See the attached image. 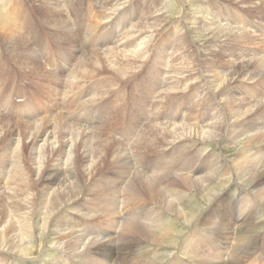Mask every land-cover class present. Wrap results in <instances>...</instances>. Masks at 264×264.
<instances>
[{
	"label": "rangeland",
	"instance_id": "obj_1",
	"mask_svg": "<svg viewBox=\"0 0 264 264\" xmlns=\"http://www.w3.org/2000/svg\"><path fill=\"white\" fill-rule=\"evenodd\" d=\"M10 1L0 0V24L3 23V28L10 24L9 28H5L6 33L4 31L0 33V129L6 127L8 124L12 125V127L7 128L8 130L5 131L4 134L1 131L3 128L0 130V231L10 228L11 225L15 226L18 222H20L21 225L27 222L26 220L20 219L22 215L25 214L24 211L21 210L25 207L23 202L28 201V198H33L35 202V206L32 210L27 211L30 212L28 217H32V214L36 216L33 222L39 225L38 229L41 230L40 225L44 222L47 214L44 203H47L46 199L50 197L49 194L53 192L54 189L58 188V186H56V188L55 186L52 187V185H49V182H47L50 169H53L54 165H57V156H49V158H46V161H44L46 164H41V169H39L40 165L37 163V152L38 150L40 151L42 142L27 139L23 135L26 130L28 131V126H33L40 122L44 123L51 121L53 124H56V120L61 116L65 119L68 118V120L66 119L68 123L74 126H81L94 134L100 135L103 139L112 142L115 149L126 150L129 156L128 158H131L130 163L137 166L138 170L141 171L142 169L143 171L144 167L151 164L152 167L148 166V173H145L149 175H158V178H164L161 188L166 195L167 193L170 194L174 189L172 186L170 187L171 179H182L180 177L183 175L190 178L199 176L214 177V170L217 173L218 171L216 170L220 168L221 170H219H223L224 173V167L225 169L228 168L229 172H227L228 174L225 172V176L223 177L225 178L223 189L212 202L208 203L203 201L198 196L193 197L194 200L190 198L186 207L188 212L187 217L179 218L174 213H165V210H163L161 206L157 207L156 204L149 200H147L148 203L134 200L131 201L130 204H127V206L124 203L126 193L124 195L118 192L120 181H116V176L119 175L118 173H120V171H115L116 169L113 170V172L109 171V169L100 170L91 181L88 179L87 171L85 170L86 164L81 155L77 169L78 181L81 188L86 190L88 188L89 191V189H92L91 186L93 185V181H96V185L98 182L105 184L107 181H113L117 184V190H115L114 193L116 199L120 197L121 201V203L118 204L119 206L117 205L118 208L116 207L117 212L115 217L119 219L117 226L109 230L103 228L105 224L104 219L102 220L103 223H100L99 220L93 223L90 220V216L94 214L88 209L89 203H96L100 200L96 195L90 196L95 194L90 190V193L87 192L78 203L79 205L86 206L88 210L85 212L79 211L76 208L77 205H74L60 212L58 211L53 216L54 218L51 217L50 219L48 232L42 235L44 244L38 246L31 257L22 256L17 251H14V253L11 250V252L0 251V262H3L2 264H81L83 261H86L85 255L76 257L71 256L66 251L54 246V244L57 243L54 238L60 236V234L55 233L56 229L62 233L75 232L78 235L83 234V237L86 236L84 239L85 242L92 239L94 241H99V236H101L100 242L103 243L108 241L109 236L111 239L115 238L117 241L120 237L117 236L121 235L120 231L122 225L124 226V223L129 221L131 223L138 222L153 226H155V224L158 226L160 222H162L163 230L170 231L173 235V239L170 240L168 244L162 245L151 244L147 240L145 241V239H143V242L133 237L132 240L136 241H134L135 243L132 242L133 250L131 256L135 261H143L146 264H151L153 262V264H263L264 242L261 240L262 237L259 238L261 242L259 241L255 249L244 259L240 260L238 256H236L238 254L239 257L242 255L240 254L241 249L238 252L237 248L238 245L241 244V239L239 237L241 222L240 220L238 222L234 217L236 214H239L238 216L241 218V213L243 214L242 211L246 210L244 212H247L248 209L246 206H250L251 203V206L254 205L255 209L258 211V216L256 213L253 219L255 223H259V227L256 230L259 231V233L263 232L264 205L261 206L262 203L260 204V198H257L259 196L257 191L258 188L264 187V180L253 188L247 183V185H244L246 189L243 190L242 183L249 176L244 175L242 176L244 177L243 179H239L234 172L236 171L235 167L237 166V161L240 163L241 160L252 158V160L257 159L264 162V158H262L264 157V145L260 147L244 145L247 141V134L250 135L253 133L252 129L255 126V121L264 118V113L247 120L249 122L244 121L240 123L232 121L234 119H230V116L228 120H225L222 115L225 112L226 114L228 113V115L230 113V111L227 112L230 109L226 104L227 101L234 102L236 100L238 102L239 100L246 102L253 100L260 103L264 102V79H262L263 81H253L248 80L247 77L245 78V71L247 69L245 66L247 65L246 63H242L246 60H252L251 56H257L258 58L256 57V59H260L261 56H264V0L257 2H245L243 0H198L197 2L195 0L193 2L192 0H156L155 4L153 3L155 0H150L152 2V7H148V5L144 4L147 7H144L146 12L152 14L158 10V17L167 20L168 24L154 32L152 41L149 44L150 46L148 45L141 51V53H143L142 57L144 58L141 63L136 64V66L134 65V71H136V73L134 72L128 81L125 82L115 79L109 81L106 79L108 76L107 72L104 74H94L93 77L84 78V80L82 79V81L77 82L78 84L76 83L74 87L71 86L68 79L76 69V65H79L82 56L88 51L95 54H106L108 49L114 47H120V49L121 47L124 48L121 44H124L126 36L129 38L131 35V27H134L137 22L139 23V19L136 20L138 16L134 15V11L131 10L129 13H126L127 15L116 13V15L112 17L115 22L112 18L109 20L103 18L99 19L96 17L97 12L101 13L102 8L107 7L102 4L100 0H77L75 3L72 2L73 0H59V4H61L60 7H63L62 9L65 12L64 15L62 14L63 17L61 20L69 24L70 29L64 30L61 26L55 27L53 20L49 19V17L43 13V9L40 8L41 1ZM136 3L139 4L141 1L138 0ZM52 18L57 20V17ZM144 18L145 17H143L142 22H145ZM204 22L207 24H211L212 22L213 25L211 27L214 28L218 26L224 29L229 28L228 30L237 31L239 33L248 32L250 35L254 36V44L241 47L237 45V42L234 40H222L205 44L206 41H201L198 34V31L203 29L201 24ZM97 23H100V26L97 25ZM122 26L124 29H122ZM15 28L21 33H16ZM53 28H55V31H53ZM11 32H14L15 37L23 44L19 43L15 45L16 39H13L12 42L14 43L11 42L10 44L8 39L12 38L10 36ZM216 32H218V30H215L214 34H216ZM22 33L26 35H23L20 39L19 37ZM1 35H3V37ZM121 35L123 36L122 38ZM119 39L121 40L119 41ZM5 42L8 44L5 45ZM137 46L138 44L131 48L137 49ZM129 49L130 48H128V50ZM184 61L186 64H184ZM210 63H216V68L212 66H210L211 68L208 67ZM138 65H140V67H137ZM183 66L186 67V69L183 68ZM125 68H127V66H125ZM160 68H164L162 69L163 71ZM181 72L184 73L180 74ZM44 73L46 75H44ZM40 74H42V76ZM225 74L229 75L228 77L230 80H234H231L232 83L230 82L226 88L219 89L216 83L218 76L222 77ZM231 74L234 75L231 76ZM80 76L81 75H78L79 78ZM144 79L146 82H144ZM167 81L170 83L169 85H167ZM109 82H112L115 86L111 87ZM209 85H212L214 90L212 87H209ZM169 86L170 88L174 86L177 90H172V95L169 93ZM219 90L224 91L220 93ZM178 91L182 93L179 95L180 92L178 93ZM95 97H98V100H95ZM165 98L168 100H164ZM225 104L228 109L225 107ZM114 108L116 109V115H114ZM111 113L113 115H110ZM176 114H178L175 117L176 119H173ZM72 115L74 118L73 120L70 118ZM220 118L222 122L220 121L219 123L218 119L220 120ZM85 119L89 120L90 124H85ZM215 120L216 122L214 123ZM165 123H169V125L173 123H176L175 125L185 124V126L200 130H208L209 127H213L216 128L215 132H217V136L208 141H201L197 138H187L170 144L169 142L151 141L152 146L154 147L155 145V147L150 150L145 149L143 146L145 145L144 142L150 139V137H147L148 133L146 135L145 132L148 130V126H162V124L165 125ZM222 124L224 126H222ZM237 130L239 132H237ZM123 133H125V135ZM17 138L19 140H16ZM68 148L69 147L66 145H64L63 148L57 147V152L59 151L58 153L62 155L61 157L66 159L67 155L65 153L63 154V152H67ZM15 150H18V152ZM48 152V148L42 151V153L46 154ZM248 153L249 155H247ZM179 156L183 158L177 159ZM65 161L66 160L62 161L63 164ZM204 173H207V176ZM14 174H17L19 176L18 178L22 179H17V181H20L18 183L21 184L20 187L16 183V176H14ZM21 175L24 177L22 178ZM62 180L63 178H61V181ZM128 181H130L129 178ZM238 184H241V187L238 186ZM123 185L125 186V183ZM13 191L18 195L17 197L14 195ZM127 195L130 200L131 197L129 193H127ZM252 195H254V198ZM175 197L176 195H173L170 199ZM13 199L14 201H12ZM227 199H230L232 202H228ZM14 202H17V204L19 202L20 204L16 206L13 204ZM29 202L30 201L27 202V206L30 207ZM231 205L234 206V208H232L233 210L231 209ZM73 210L76 211L74 212ZM150 210L154 211L151 215L159 213L158 219H155V214L153 216L155 218L148 215ZM163 212L165 214H163ZM193 218L194 221L187 222V219L192 220ZM11 219H14V221ZM62 222L64 224L63 227H61ZM222 223L228 227L224 234L223 228H221ZM21 225H18L16 229L21 228ZM195 225L199 227L197 231L196 228L198 227ZM59 228H62L63 231ZM210 228L212 230L214 229V232H212ZM191 230L193 231L191 232ZM89 232L91 234L94 232V234L91 235ZM228 232L230 234H228ZM91 237L92 239H90ZM94 237H98L99 239H94ZM190 237L194 240H191ZM120 243V240H118L114 245L119 249ZM233 243L236 244L234 245ZM183 248L189 250V255L180 253ZM96 256L103 257L98 256V254ZM99 260L100 259L97 258V261L95 260L90 263L110 264L108 261ZM236 260L240 261L238 262Z\"/></svg>",
	"mask_w": 264,
	"mask_h": 264
},
{
	"label": "bare ground",
	"instance_id": "obj_2",
	"mask_svg": "<svg viewBox=\"0 0 264 264\" xmlns=\"http://www.w3.org/2000/svg\"><path fill=\"white\" fill-rule=\"evenodd\" d=\"M10 1V0H9ZM41 1L40 3V8L43 9V13L49 17V19L53 20V23H55V27H62L64 30H70L69 29V24H67L64 20H61V18L63 17V15L65 14L64 10L62 9L63 7H60L61 4H59V0H39ZM77 0H73L72 2L75 3ZM136 1L138 0H100V2L102 4H104L105 6H107L106 8H102L101 13L97 12L96 17L103 18V19H111L112 17H114L117 14H126L129 13L131 10L134 11V15H137L138 18L136 20L139 21V23L137 22V24L133 27H131L132 29H130L131 31V35L129 36V38L125 37V42L124 44H121L122 46H124V48L121 47H114L111 49H108L106 54H101V53H93V52H87L84 54V56H82L81 61L79 63V65H76V69L74 70V72L72 73V75L70 76L69 83H71V86L74 87L76 86L75 84L79 81H82V79L84 80V78H90L93 77L94 74H104L105 72H107L108 76L110 77H106V79H108L109 81H111L112 79L121 81V82H125L128 81V79L131 77V75L134 74V72L136 73L135 70V66L138 63L142 62V59L144 57L143 53H141V51L143 49H145L152 41L153 38V33L160 30L162 27H165L168 24L167 20L164 19H160L158 17V10L157 12H154L152 14H149L148 12H146V10L144 9L147 8L146 5H148V7H152V2L150 0H139L141 1V3H136ZM191 1V0H189ZM194 0H192L193 2ZM196 2L198 0H195ZM245 2L248 1H262V0H243ZM11 2V1H10ZM195 2V3H196ZM240 2V1H239ZM255 2V3H256ZM264 2V1H263ZM78 3V2H77ZM154 4L156 3V0L153 2ZM261 3V2H260ZM4 4V3H3ZM17 4V3H16ZM146 4V5H144ZM198 4V3H197ZM196 5V4H195ZM245 5V4H244ZM254 5V4H253ZM257 5V4H256ZM76 6V5H75ZM262 6V5H261ZM260 6V7H261ZM4 7V6H3ZM199 7V6H198ZM197 7V8H198ZM250 7V5H249ZM18 8V7H17ZM2 9V8H1ZM161 9V8H160ZM203 9V8H202ZM261 9V8H260ZM22 10V9H21ZM105 10V11H104ZM140 10V11H138ZM262 10V9H261ZM80 11V10H79ZM203 11V10H201ZM254 11V10H253ZM5 12V11H4ZM22 13V12H21ZM82 13V12H81ZM203 13V12H202ZM242 13V12H241ZM249 13V12H248ZM18 14V13H17ZM63 14V15H62ZM71 14V13H70ZM9 15V14H8ZM127 15V14H126ZM154 15V16H153ZM209 15V14H208ZM120 16V15H119ZM132 16V15H131ZM6 17V16H5ZM52 17H57V20L53 19ZM144 18L145 22H142ZM158 17V18H157ZM204 17V16H203ZM4 18V17H3ZM10 18V16H9ZM222 18V17H221ZM1 19V18H0ZM12 19V18H11ZM102 19V20H103ZM114 18H112L113 20ZM204 19V18H203ZM8 20V19H7ZM18 20V19H17ZM135 20V21H136ZM212 20V19H211ZM232 20V19H231ZM3 21V20H2ZM50 21V20H49ZM104 21V20H103ZM115 22V20H113ZM1 22V20H0ZM15 22V21H14ZM118 22V21H117ZM122 22V21H121ZM252 22V21H251ZM5 23V22H4ZM8 23V22H7ZM52 23V22H50ZM120 23V22H119ZM224 23V22H223ZM9 24V23H8ZM96 24V23H95ZM100 24V23H99ZM97 23V25H99ZM121 24V23H120ZM124 24V23H123ZM0 33L1 31L5 32V28H9V26H5L3 28V23L0 24ZM96 25V26H97ZM134 25V24H133ZM198 25V24H197ZM213 25V23L211 22V24H207L206 22L201 24V27H203V29H201L200 31H198V34L200 36L201 41H206V43H214L216 41H226V40H234L235 42H237V45L239 46H246V45H251L254 44V36L250 35L248 32L246 33H239L237 31H232V30H228V29H224L221 27L216 26L211 27ZM100 26V25H99ZM199 26V25H198ZM223 26V25H222ZM252 26V25H251ZM123 27V26H122ZM225 27V26H223ZM230 27V26H228ZM49 28V26H48ZM197 28V27H196ZM195 28V29H196ZM16 29V28H15ZM55 31V28H53ZM61 29V28H60ZM115 29V28H114ZM124 29V27L122 28ZM121 30V29H120ZM127 30V29H126ZM215 30L218 32H216V34H214ZM246 30V29H245ZM16 33H21L18 29L15 30ZM120 32V31H119ZM129 32V34H130ZM245 32V31H244ZM6 33V32H5ZM14 35H13V34ZM9 34V33H7ZM29 34V33H28ZM122 34V35H123ZM128 34V33H127ZM4 35V34H3ZM3 35H1L3 37ZM25 36L26 34H23L19 37L21 39L22 36ZM121 35V38L123 37ZM6 36V35H5ZM4 36V37H5ZM10 36L12 37L11 39L9 38L8 41L11 44V42L13 41V39L16 41L14 43L15 45L21 43L20 40H18L15 37V33L11 32ZM8 36V37H10ZM220 36V37H219ZM18 37V35H17ZM219 37V38H218ZM7 38V36H6ZM5 38V39H6ZM120 38V37H119ZM184 38V37H183ZM3 39V38H2ZM121 39H119L120 41ZM135 40V41H134ZM137 40V41H136ZM124 41V40H123ZM101 42V41H100ZM264 42V41H263ZM228 43V42H227ZM262 43V42H261ZM8 44L5 42V45ZM23 44V43H21ZM136 44H138L137 49H132L131 47H134ZM13 45V44H12ZM29 45V44H28ZM118 45V44H117ZM183 45V44H182ZM150 46V45H149ZM20 47V46H19ZM26 47V46H25ZM77 47V46H76ZM130 48L128 50V48ZM168 47V46H167ZM106 49V48H105ZM104 49V50H105ZM148 50V49H147ZM146 51V50H145ZM101 52V51H100ZM212 52V51H211ZM23 53V52H22ZM26 53V52H25ZM209 53V52H208ZM218 53V52H217ZM211 54V53H210ZM213 54V53H212ZM215 54V53H214ZM248 54V53H247ZM217 55V54H216ZM19 56V55H18ZM17 56V57H18ZM21 56V55H20ZM27 56V55H26ZM209 56V55H208ZM249 56V55H248ZM214 57V56H213ZM252 57V60H246L243 61L242 63H246L247 66H245L246 71H245V78L247 77L248 80H253V81H263L262 79H264V56H261L260 59H256V57ZM150 58V57H149ZM171 58V57H170ZM258 58V57H257ZM23 59V58H21ZM73 59V58H72ZM216 59V58H215ZM254 59V60H253ZM185 62V61H184ZM216 62V61H214ZM28 63V62H27ZM146 63V62H145ZM175 64V63H174ZM186 64V62L184 63ZM135 65V66H134ZM189 65V64H187ZM227 65V64H226ZM125 66H127V68H125ZM166 66V65H164ZM170 66V65H169ZM215 67L217 66L216 63H210L208 67ZM134 67V68H133ZM137 67H140V65H138ZM147 67V66H146ZM197 67V66H196ZM207 67V68H208ZM180 68V66H179ZM182 68V67H181ZM183 68L186 69V67L183 66ZM211 68V67H210ZM82 69V70H81ZM161 70L164 68H160ZM218 69V68H217ZM216 69V71H217ZM137 70V68H136ZM166 70V68H165ZM164 70V71H165ZM233 70V69H232ZM163 71V70H162ZM197 71V70H196ZM210 71V70H209ZM40 72V71H39ZM139 72V71H138ZM198 72V71H197ZM200 72V71H199ZM222 72V71H221ZM174 73V72H173ZM184 72H181L180 74H182ZM205 73V72H204ZM209 73V72H208ZM218 73V72H217ZM224 73V72H223ZM190 74V73H189ZM211 74V73H209ZM214 74V73H213ZM212 74V75H213ZM240 74V73H239ZM42 76V74H40ZM44 75H46L44 73ZM78 75H81L80 78L78 77ZM162 75V73H161ZM164 75V74H163ZM184 75V74H183ZM219 75V74H216ZM223 75V74H222ZM234 74H231V76H233ZM103 76V75H102ZM167 76V75H166ZM173 76V75H172ZM229 75L225 74L222 77L218 76V80L215 82L218 84L219 89H224L226 88V86L229 85V83L231 82V79L228 77ZM105 77V76H103ZM168 77V76H167ZM184 77V76H183ZM188 77V76H187ZM186 77V78H187ZM194 77V76H192ZM217 77V76H215ZM177 78V76H176ZM232 78V77H231ZM166 79V78H165ZM169 79V78H168ZM178 79V78H177ZM205 79V78H204ZM86 80V79H85ZM93 80V79H92ZM87 81V80H86ZM89 81V79H88ZM144 82L145 79H144ZM180 82V81H178ZM183 82V80H182ZM213 82V81H212ZM19 83V82H18ZM87 83V82H86ZM172 83V82H171ZM174 83V82H173ZM188 83V82H187ZM186 83V84H187ZM214 83V82H213ZM232 83V82H231ZM234 83V82H233ZM243 83V82H242ZM264 83V82H263ZM78 84V83H77ZM109 84L111 85V87L115 86L112 82H109ZM116 84V83H115ZM170 83H168L167 81V85H169ZM185 84V85H186ZM108 85V83H107ZM154 85V84H153ZM177 85V84H176ZM234 85V84H233ZM172 86V85H171ZM181 86V85H180ZM188 86V85H187ZM208 86V85H207ZM177 87V86H176ZM209 87L213 86L209 85ZM159 88V87H158ZM181 88V87H180ZM179 88V89H180ZM206 88V87H205ZM3 90V89H2ZM158 90V89H157ZM172 90H176V88L169 86V93H171V95L173 94ZM183 90V89H181ZM186 90V89H185ZM201 90V89H200ZM214 90V89H213ZM216 90V89H215ZM227 90V89H226ZM172 91V92H171ZM177 91V90H176ZM204 91V89H203ZM212 91V90H211ZM210 91V92H211ZM220 91V90H219ZM224 91V90H223ZM223 91H220V93H222ZM106 92V91H105ZM156 92V91H155ZM162 92V91H161ZM168 92V90H167ZM180 91H178L179 93ZM207 92V91H206ZM103 93V92H102ZM101 93V94H102ZM107 93V92H106ZM153 93V92H152ZM151 93V94H152ZM168 93V94H169ZM175 93V92H174ZM182 92L179 93V95ZM204 93V92H203ZM105 94V93H104ZM155 94V93H154ZM176 94V93H175ZM213 94V93H212ZM106 95V94H105ZM170 95V94H169ZM205 95V94H204ZM203 95V96H204ZM211 95V94H210ZM177 96V95H176ZM208 96V95H207ZM213 96V95H212ZM171 97V96H170ZM169 97V98H170ZM173 97V96H172ZM96 98V97H95ZM98 98V97H97ZM95 100H98V99ZM175 98V97H174ZM229 98V97H228ZM240 98V97H239ZM253 98V97H252ZM3 99V98H2ZM177 99V98H176ZM194 99V98H193ZM202 99V96H201ZM206 99V98H205ZM166 100V98L164 99ZM168 100V99H167ZM166 100V101H167ZM171 100V99H170ZM200 100V98H199ZM215 100V99H214ZM223 100V99H222ZM226 100V99H225ZM230 100V99H229ZM141 101V100H140ZM139 101V102H140ZM144 101V100H143ZM190 101V100H189ZM206 101V100H205ZM236 101V100H235ZM233 102V101H227L226 104L227 106L230 108L227 112L230 111L229 115L228 113L226 114V112L222 115L223 118L225 120L229 119H234L232 121L236 122V123H240V122H244L247 121L249 119L255 118L257 116H259L260 114L264 113V102L260 103V102H256L253 100L250 101H246V102H242L239 101L237 102ZM207 102V101H206ZM222 102V101H221ZM224 102V101H223ZM262 102V101H261ZM146 103V102H145ZM220 103V102H218ZM225 103V102H224ZM204 104V103H203ZM225 104V107H226ZM254 104V105H253ZM145 105V104H144ZM222 105V104H221ZM253 105V106H252ZM224 106V105H223ZM140 107V106H139ZM222 107V106H221ZM141 108V107H140ZM227 108V107H226ZM246 108V109H245ZM115 109V108H114ZM138 109V108H137ZM228 109V108H227ZM237 109V110H235ZM135 110V109H134ZM243 110V111H242ZM176 111V110H175ZM109 112V111H108ZM112 112V111H111ZM133 112V111H132ZM139 112V111H138ZM4 113V112H3ZM163 113V112H162ZM161 113V114H162ZM179 113V112H178ZM188 113V112H187ZM71 114V113H70ZM135 114V113H134ZM139 114V113H138ZM168 114V113H167ZM170 114V113H169ZM110 115H113L112 113ZM116 115V109H115V114ZM137 115V114H136ZM163 115V114H162ZM178 114H176L174 116L173 119H176L175 117ZM69 116V114H68ZM134 116V115H133ZM167 116V115H166ZM170 116V115H169ZM140 117V116H139ZM70 118H73V115L70 116ZM69 118V119H70ZM108 118V117H107ZM111 118V117H110ZM68 120V118H66ZM64 117H59L56 120V124H53V122H44V123H37L33 126H28L24 135L27 139H31L33 141H40L42 142L40 145V151L38 150L37 154V163L40 165L39 169H41V164L45 163L44 161H46V158H49V156L51 157H56L57 156V165H54L53 169H50V172L48 173L47 176V182H49V185L58 186V188L54 189L53 192H51L49 195L50 197L48 199H46L47 203L45 202V207L47 210V214L45 216V220L44 222L40 225L41 230L38 229L39 225L35 224L34 218L36 216H34L32 214V217H28V214L30 212H27L29 210H32V208L35 206V202L34 199L32 198H28L29 202V206H27V202L28 201H22L25 204V207H23L21 210L24 211L25 214L24 217L22 215L20 220H26L27 222L24 225H21L20 222H18V224H16L15 226L11 225L10 228L8 229H4L3 231H0V251H12L14 253V251L18 252L19 254H21L22 256L25 257H31L34 254V250L38 247L41 246L43 243V239H42V235L44 233L48 232V228H49V222L51 217H53L58 211H62L66 208H69L70 206H74L77 205L76 208L79 211H86L89 209L90 212H92L94 215H91V221L93 223L97 222L98 220L100 221V223H103V219L105 220V224L103 228H107L110 230V228L112 227H116L119 219H117V217H115L117 209L118 208V204L121 203L120 201V197L119 199H116L115 197V190H117V184H115L113 181L111 182H106L105 184L102 182H98L96 185V181H93V185L91 186L92 190L95 194H92L90 196H98L100 200H98V202L96 203H89V208L87 209L86 206H82L79 205L78 203L80 202V199H82L83 196H85V194L88 191L86 189H83L80 187V183L78 181V165L80 163V159L81 157L84 160V163L86 164V171H87V175H88V179L89 180H93L95 177V174H97L100 170H104V169H109V171L115 170V171H120V173H118L116 176L117 179L116 181H120L119 185L120 188L118 189V192L120 194H124L126 193V197L124 198V203L130 204L131 201H142V202H147V200L153 202L154 204H156V206H161V208L163 210H165V213L168 214V212L174 213L175 215H177L179 218H186L187 217V203L189 202V199L192 198L194 200L193 197H200L201 200L206 201V202H212L215 197L217 195H219V193H221L220 191L223 189V182L225 180V178H223L225 176V172L226 174H228L227 172H229L228 168L225 169L224 167V173L223 170L220 171L219 169L216 170L218 171L217 173L214 170L213 176L214 177H203V176H199V177H195V178H190V177H185L184 175L181 176L180 178L182 179H171L170 181V187L172 186L174 189L172 190V192L170 194L167 193V195L162 191L163 189L161 188V186L163 185V180L164 178H158L156 175L154 174H146L147 172V167H152L151 164H149L147 167L143 168V171L141 169L138 170L137 166L132 165L130 163L131 158L129 159L128 157V153H126V150H118L117 148L115 149L114 145L112 142L103 139L102 137H100V135L94 134L93 132H90L86 129H84L81 126H74L70 123L67 122ZM134 119V117H133ZM109 120V119H108ZM158 120V119H157ZM224 120V122H225ZM256 120V119H255ZM152 121V120H151ZM150 121V123H151ZM171 121V120H170ZM196 121V120H195ZM219 123L221 121L218 119ZM217 121V122H218ZM190 122V121H189ZM216 122V120L214 121V123ZM222 122V121H221ZM223 122V124H224ZM249 122V121H247ZM246 122V124H247ZM75 123V122H74ZM154 123V122H153ZM171 123V122H170ZM182 123V122H181ZM176 123H173L172 125H169L165 123V125L162 124V126L159 125H149L148 126V130L145 131L146 135L148 133L147 137H150V139H147L146 142H144L145 145H143L145 147V149H153L155 147L152 146V142H169L170 143H176L180 140H184L187 138H197L201 141H208V140H212L214 138H216L217 136V132L216 128L213 127H209L208 130H200V129H196V128H190L189 126H185L184 125H175ZM190 124V123H189ZM211 124V123H210ZM222 124V126H224ZM242 124V123H241ZM134 125V124H133ZM132 125V126H133ZM187 125V124H186ZM215 125V124H214ZM237 125V124H234ZM244 125V124H243ZM255 126L253 127V133H251L250 135H248L247 137V141L244 143V145L246 146H257L260 147L261 145H264V118H262L261 120L258 121V119L255 121ZM204 126V125H202ZM8 127H12V125L8 124L6 127H2L0 130L3 132L7 131ZM136 127V126H135ZM208 127V126H206ZM230 127V126H229ZM147 128V127H146ZM122 129V128H121ZM124 129V128H123ZM131 129V128H130ZM128 130V129H126ZM224 131V130H223ZM234 131V130H233ZM96 132V131H95ZM98 132V131H97ZM132 132V131H131ZM237 132H239L237 130ZM225 133V131H224ZM125 135V133H123ZM127 134V133H126ZM236 134V133H235ZM143 135V134H142ZM223 135V134H222ZM123 136V135H122ZM124 137V136H123ZM145 137V136H143ZM230 137V136H229ZM227 137V138H229ZM142 138V137H141ZM140 138V140H141ZM221 138V137H220ZM16 140H19L18 138ZM30 140V141H31ZM61 140V141H59ZM196 140V139H195ZM237 140V139H236ZM26 141V139H25ZM112 141V140H111ZM116 141V140H115ZM144 141V140H143ZM142 141V142H143ZM152 141V142H151ZM219 141V140H218ZM232 141V140H231ZM234 141V139H233ZM18 142V141H17ZM136 142V141H135ZM141 142V141H140ZM240 142V141H239ZM20 143V141H19ZM224 143V142H223ZM234 143V142H233ZM140 144V143H139ZM142 144V143H141ZM155 144V143H153ZM226 144V143H225ZM17 145V144H16ZM19 145V144H18ZM64 145L68 146V151L67 152H63V154L65 153L67 155V158L64 159L63 157H61L62 155H60V153L57 152V147L63 148ZM147 145V146H146ZM228 145V144H227ZM226 145V146H227ZM233 145V144H232ZM23 146V145H22ZM242 146V145H240ZM143 147V148H144ZM237 147V146H236ZM46 148L49 149V152L46 153H42L43 150H45ZM121 148V146H120ZM125 148V147H124ZM137 148V147H136ZM164 148V147H162ZM241 148V147H240ZM247 148V147H245ZM249 148V147H248ZM126 149V148H125ZM134 149V148H133ZM140 149V146H139ZM167 149V148H166ZM223 149V148H222ZM243 149V148H242ZM21 150V149H20ZM131 150V149H130ZM142 150V149H141ZM176 150V148H175ZM241 150V149H240ZM18 152V150H15ZM37 151V150H36ZM45 152V151H44ZM253 152V151H252ZM35 153V152H34ZM57 153V154H56ZM135 153V152H134ZM151 153V152H150ZM242 153V152H241ZM49 154V155H48ZM130 154V153H129ZM133 154V153H132ZM131 154V155H132ZM251 154V152H250ZM15 155V154H14ZM82 155V156H81ZM130 155V156H131ZM136 155V153H135ZM140 155V154H139ZM249 155V153L247 154ZM19 156V154H18ZM17 156V157H18ZM81 156V157H80ZM183 156V155H182ZM177 158V159H182L183 157ZM143 157V156H142ZM175 158V157H174ZM246 158V157H245ZM248 158V157H247ZM264 158V157H262ZM140 160H143L142 158H139ZM260 159V158H259ZM35 160V159H34ZM55 160V159H54ZM63 160H66L65 163L63 164ZM173 160V159H172ZM237 160V159H236ZM235 160V161H236ZM177 161V160H176ZM217 161V160H216ZM221 161V160H220ZM226 161V160H225ZM108 162V163H107ZM144 162V161H143ZM173 162V161H172ZM175 162V161H174ZM222 162V161H221ZM230 162V161H229ZM83 163V164H84ZM107 163V165H106ZM228 163V162H227ZM46 164V163H45ZM172 164V163H171ZM230 164V163H229ZM169 165V164H168ZM173 165V164H172ZM236 171L234 169V173L235 175H237L239 177V179H243L244 177L242 176H246L248 175L249 177L247 179H245V181H243L242 183V188L243 190L246 189L244 185H247V183L251 186V188L255 187L256 185L260 184L263 180H264V162L262 160H252L251 159H245V160H241L240 163H238V161L236 162ZM17 166V165H16ZM46 166V165H45ZM220 166V165H219ZM225 166V164H224ZM229 166V165H228ZM232 166V165H231ZM47 167V166H46ZM49 167V166H48ZM115 167V168H114ZM140 167V166H139ZM217 167V166H216ZM221 167V166H220ZM223 167V166H222ZM113 168V169H112ZM234 168V167H233ZM167 169V167H166ZM165 169V170H166ZM216 169V168H215ZM17 171V170H16ZM15 171V172H16ZM158 171V170H157ZM162 171V170H161ZM169 171V170H168ZM20 172V171H19ZM146 172V173H145ZM156 172V171H155ZM170 172V171H169ZM83 173V172H82ZM191 173V172H190ZM233 173V174H234ZM18 174V172H17ZM15 175L16 178L15 180L17 181V179H19L18 175ZM112 174V173H111ZM201 174V173H200ZM199 174V175H200ZM205 174V173H204ZM207 174V173H206ZM205 174V175H206ZM209 174V173H208ZM231 174V175H233ZM5 175V174H4ZM113 175V174H112ZM169 175V174H168ZM126 176V177H124ZM207 176V175H206ZM227 176V175H226ZM236 176V177H237ZM22 177V175H21ZM24 177V176H23ZM22 177V178H23ZM80 177V176H79ZM61 178H63V180L61 181ZM128 178L130 181H128ZM230 178V177H229ZM81 179V178H80ZM228 179V178H227ZM12 180V179H11ZM22 180V179H19ZM88 180V181H89ZM232 180V179H231ZM90 181V182H91ZM128 181V182H127ZM228 181V180H227ZM236 181V180H235ZM20 181H17L16 183L18 184ZM24 182V181H22ZM89 182V183H90ZM82 183V182H81ZM125 183V186L123 185ZM11 184V183H10ZM169 184V183H168ZM230 184V183H229ZM19 187L21 184H18ZM90 185V184H89ZM24 186V184H23ZM176 186V188H175ZM226 186V185H225ZM238 186L241 187V184ZM18 187V189H19ZM22 187V186H21ZM17 190V189H16ZM22 190V189H21ZM241 190V189H240ZM14 192V191H13ZM250 192V191H249ZM258 196L257 198H260V204L261 206L264 205V187H261L260 189L258 188ZM12 193V192H10ZM90 193V192H89ZM127 193H129L131 199L129 200V196L127 195ZM24 194V192H23ZM225 194V193H224ZM14 195L17 197L18 195L15 194ZM176 195L175 198L170 199L171 196ZM23 196V195H22ZM20 196V197H22ZM146 196V197H145ZM222 196V195H221ZM254 198V195H252ZM223 197V196H222ZM256 198V197H255ZM19 199V197H18ZM197 199V198H196ZM220 199V198H219ZM240 199V197H239ZM125 200H129V201H125ZM192 200V201H193ZM238 200V199H237ZM14 201V199L12 200ZM18 201V200H16ZM45 201V200H44ZM221 201V200H220ZM228 202H230L231 200L227 199ZM41 202V201H40ZM100 202V203H99ZM150 202V203H151ZM232 202V201H231ZM254 202V201H253ZM12 203V202H11ZM148 203V202H147ZM207 203V204H208ZM255 203V202H254ZM13 204H15L16 206H18L20 203L18 202H14ZM43 204V203H42ZM43 204V205H44ZM152 204V203H151ZM196 204V203H195ZM205 204V203H204ZM257 204V203H255ZM118 205V206H117ZM213 205V204H212ZM234 205V204H233ZM241 205V204H240ZM22 206V205H20ZM19 206V207H20ZM128 206V205H127ZM126 206V207H127ZM153 206V205H152ZM189 206V205H188ZM243 206V205H242ZM11 207V206H10ZM245 207V206H243ZM242 207V208H243ZM247 207V212H243V214L241 213V218H239L240 216H238L237 214L235 215V219L239 222H241V229L239 230V237L241 239V244L238 245V252L240 251V254H242L239 257V254L236 255L238 256V259L242 260L244 259L246 256H248L250 254V252L255 249V247L258 245L259 241L264 242V230L263 232L257 231L256 229L259 227L257 223H255L254 216L257 213L258 216V211L255 209V206L252 205L250 203V206H246ZM75 208V207H73ZM160 208V207H159ZM158 208V209H159ZM209 208V207H208ZM234 208V206L231 205V209ZM241 208V207H240ZM11 209V208H10ZM71 209V208H70ZM125 209V208H124ZM156 209V208H155ZM230 209V210H231ZM26 210V211H25ZM36 210V209H35ZM116 210V211H115ZM147 210V209H146ZM233 210V209H232ZM241 210V209H240ZM16 211V210H15ZM37 211V210H36ZM74 211V210H73ZM76 211V210H75ZM74 211V212H75ZM191 211V210H190ZM201 211V210H200ZM257 211V212H256ZM72 212V211H71ZM88 212V211H87ZM124 212V211H123ZM154 211L150 210L148 215H151V213H153ZM192 212V211H191ZM195 212V211H194ZM193 212V213H194ZM224 212V211H223ZM9 213V212H8ZM33 213V211H32ZM36 213V212H35ZM147 213V212H146ZM163 212V214H165ZM228 213V212H227ZM245 213V214H244ZM247 213V214H246ZM96 214V215H95ZM120 214V213H119ZM155 214L156 218L153 217ZM153 215H151L153 218L158 219V214L154 213ZM203 214V213H202ZM10 215V214H9ZM143 215V214H142ZM195 215V213H194ZM230 215V214H228ZM247 215V216H246ZM85 216V215H84ZM122 216V215H121ZM120 216V217H121ZM125 216V215H124ZM196 216V215H195ZM200 216V215H199ZM167 217V216H166ZM198 217V216H197ZM229 217V216H228ZM54 218V217H53ZM89 218V217H88ZM233 218V217H231ZM32 219V220H31ZM160 219V218H159ZM202 219V218H201ZM207 219V218H206ZM256 219V218H255ZM12 221H14V219H11ZM125 220V219H124ZM147 220V219H146ZM154 220V219H153ZM162 220V218H161ZM180 220V219H179ZM200 220V219H199ZM194 221V218L191 219H187V222H191ZM57 222V221H56ZM177 222V221H176ZM186 222V221H185ZM197 222V221H196ZM10 223V222H8ZM17 223V222H15ZM131 222H126L124 223L125 225H122L121 228V235H118L117 237H119L116 241V239H111V237L109 236L108 232V241L106 242H100V239L98 237H94L98 238L99 241L97 240H93L92 237L90 239V241L85 242V237H83V234H76L74 231V233H62L61 231H58V229H56L55 233L56 234H60L59 237L54 238V240L57 241V243L54 244V246L58 249L64 250L66 251L69 255L71 256H84L85 255V259L86 261H81V264H91L90 262L92 261H97V258L102 260V261H108L110 262V264H146L143 261H135L132 258V242L136 241V240H132V238L134 237L135 239H139L140 241H143V239H145V241L147 240L149 243L151 244H168L170 242V240L173 239V235L171 234L170 231H166L163 230L162 228V222H160V224L158 226H153V225H146L144 223H131ZM152 223V221H151ZM221 223V221H220ZM262 223V222H260ZM1 224V223H0ZM11 224V223H10ZM184 224V221H183ZM188 224V223H187ZM214 224V223H213ZM21 225V228L16 229L17 226ZM216 225V224H215ZM228 225V224H227ZM240 225V224H238ZM58 226V225H57ZM64 224L63 222L61 223V227H63ZM187 226V225H186ZM191 226V225H190ZM196 226V225H195ZM202 226V225H201ZM223 226V227H222ZM221 228H223V234L226 233V230L228 229V227L222 223ZM9 227V226H8ZM78 227V226H76ZM198 227V226H196ZM6 228V227H5ZM56 228V227H55ZM69 228V227H68ZM87 228V227H86ZM213 228V227H212ZM3 229V228H2ZM60 229V228H59ZM67 229V227H66ZM71 229V228H70ZM166 229V228H165ZM198 228H196L197 231ZM211 229V228H210ZM209 229V230H210ZM239 229V228H238ZM237 229V230H238ZM62 230V228L60 229ZM65 230V229H64ZM172 230V229H171ZM174 230V229H173ZM195 230V229H194ZM212 230V229H211ZM38 231V232H37ZM63 231V230H62ZM115 231V230H114ZM184 231V229H183ZM193 230H191L192 232ZM3 232V233H2ZM15 232V233H14ZM68 232V230H67ZM79 232V231H78ZM201 232V231H200ZM212 232H214V229L212 230ZM13 233V234H12ZM40 233V234H38ZM88 233V232H87ZM203 233V232H201ZM200 233V234H201ZM210 233V231H209ZM217 233V232H215ZM89 234H91L89 232ZM88 234V235H89ZM92 234H94V232H92ZM91 234V235H92ZM197 234V233H196ZM205 234V233H204ZM228 234H230L228 232ZM233 234V233H232ZM246 234V235H245ZM47 235V234H46ZM90 235V236H91ZM100 235V234H99ZM112 235V233H111ZM236 235V234H235ZM245 235V236H244ZM262 235V236H261ZM57 236V235H56ZM98 236V235H97ZM194 236V235H193ZM196 236V235H195ZM198 236V235H197ZM201 236V235H200ZM209 236V235H207ZM214 236V235H213ZM231 236V235H230ZM89 237V236H88ZM192 237V236H191ZM190 237V238H191ZM212 237V236H211ZM215 237V236H214ZM228 237V236H227ZM235 237V236H234ZM262 237V238H261ZM29 238V239H28ZM200 238V237H199ZM202 238V237H201ZM208 238V237H207ZM220 238V236H219ZM261 238V240L259 239ZM193 238H191L192 240ZM198 239V238H197ZM196 239V240H197ZM118 240H120V247L119 249L114 245V243L118 242ZM194 240V239H193ZM199 240V239H198ZM203 240V238H202ZM231 240V238H230ZM229 240V241H230ZM239 240V239H238ZM105 241V240H104ZM228 241V242H229ZM144 242V241H143ZM240 242V240H239ZM135 243V242H134ZM202 243V242H201ZM141 244V243H140ZM150 244V245H151ZM194 244V243H192ZM232 244V243H231ZM234 245L236 243H233ZM144 245V243H143ZM149 245V244H148ZM159 245V246H160ZM189 245V244H188ZM205 246V245H204ZM264 246V245H263ZM161 247V246H160ZM163 247V246H162ZM154 248V247H153ZM224 249V248H223ZM226 249V248H225ZM54 250V249H53ZM152 250V249H151ZM237 250V249H236ZM10 251V252H11ZM118 251V252H116ZM141 251V250H140ZM157 251V250H156ZM201 251V249H200ZM227 251V250H226ZM98 252V253H96ZM233 252V251H232ZM180 253L183 254H187L189 255V250H187V248H183L181 250ZM203 253V252H202ZM217 253V252H216ZM225 253V252H224ZM263 253V252H262ZM98 254V256H103V257H97L96 255ZM136 254V253H135ZM143 254V253H142ZM255 254V253H254ZM146 255V254H145ZM144 255V257H145ZM158 255V254H157ZM193 255V254H192ZM197 255V254H196ZM229 255V254H228ZM137 256V254H136ZM222 256V255H221ZM140 257V256H139ZM157 257V256H156ZM230 257V256H229ZM36 258V257H35ZM94 258V259H93ZM221 258V257H220ZM234 258V257H233ZM139 259V258H138ZM144 259V258H143ZM146 259V258H145ZM218 259V258H217ZM229 259V258H228ZM258 259V258H257ZM256 259V260H257ZM260 259V258H259ZM99 260V261H100ZM154 260V259H153ZM152 260V262H153ZM230 260V259H229ZM240 260H236V261H240ZM247 260V259H245ZM264 261V260H263ZM54 262V261H53ZM147 262V261H146ZM222 262V261H221ZM224 262V261H223ZM260 262V261H259ZM3 262H0V264H2ZM55 263V262H54ZM154 263V262H153ZM151 263V264H153ZM217 263V261H216ZM244 263V262H243ZM233 264V263H232ZM258 264V263H257ZM260 264V263H259ZM264 264V262H263Z\"/></svg>",
	"mask_w": 264,
	"mask_h": 264
}]
</instances>
